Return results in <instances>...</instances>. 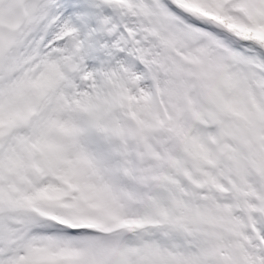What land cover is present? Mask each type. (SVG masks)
Segmentation results:
<instances>
[{"label": "snow or ice", "instance_id": "6c2138e0", "mask_svg": "<svg viewBox=\"0 0 264 264\" xmlns=\"http://www.w3.org/2000/svg\"><path fill=\"white\" fill-rule=\"evenodd\" d=\"M0 264H264V0H0Z\"/></svg>", "mask_w": 264, "mask_h": 264}]
</instances>
